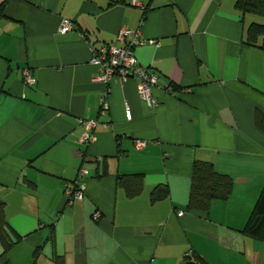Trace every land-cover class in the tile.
Listing matches in <instances>:
<instances>
[{
	"label": "crops",
	"instance_id": "0c3cea01",
	"mask_svg": "<svg viewBox=\"0 0 264 264\" xmlns=\"http://www.w3.org/2000/svg\"><path fill=\"white\" fill-rule=\"evenodd\" d=\"M235 3L0 0V202L13 241L0 264H264V241L243 232L264 187V48L245 35L264 17ZM122 27L140 29L137 61L177 87H152L154 107L137 78L93 81L90 43L119 45ZM81 118L97 122L93 142L80 141ZM196 160L233 179L206 211L186 207ZM80 168L84 195L69 201ZM126 174L142 175L132 196ZM160 185L168 194L153 199Z\"/></svg>",
	"mask_w": 264,
	"mask_h": 264
},
{
	"label": "trees",
	"instance_id": "16d2710c",
	"mask_svg": "<svg viewBox=\"0 0 264 264\" xmlns=\"http://www.w3.org/2000/svg\"><path fill=\"white\" fill-rule=\"evenodd\" d=\"M4 2L1 4V9H3ZM235 6L242 13H254L264 17V0H236ZM259 40L261 48H264V24L252 23L246 32L245 42L255 44ZM171 88L173 91L177 89L173 85ZM255 123L259 129L264 131V113L256 111ZM103 174L105 171L101 176ZM141 178L140 174L119 175L118 183L125 188L128 195L132 196L139 191ZM232 189L231 176L217 172L209 161L196 160L192 166L186 207L188 210L206 211L214 201L227 199ZM167 194L168 189L164 185L156 186L152 191L153 199L165 197ZM7 225L3 215V204L0 202V242L4 252L13 244L7 232ZM243 232L264 241V187L253 205Z\"/></svg>",
	"mask_w": 264,
	"mask_h": 264
},
{
	"label": "built area",
	"instance_id": "2783aa9c",
	"mask_svg": "<svg viewBox=\"0 0 264 264\" xmlns=\"http://www.w3.org/2000/svg\"><path fill=\"white\" fill-rule=\"evenodd\" d=\"M72 28V19L70 17H62L58 27V31L66 33ZM83 38L88 40L86 34H81ZM116 41L119 43L102 44L99 47H94L90 43L91 58L90 63L97 67V74L93 77V81L108 82L113 77H119L122 80L127 78H137V92L143 98L149 107L157 105L156 98L151 93V88L154 86L161 87L169 92H173L170 84H160L159 74L150 67L142 66L136 59L134 49L136 46L143 45L146 39L142 37L140 29H131L122 27L116 35ZM24 82L28 85H34L35 79L31 72L26 69L24 71ZM108 90L105 89L99 99L100 111L103 112L109 108L107 100ZM127 117L130 118V112L127 111ZM80 124L84 125L85 131L80 137V141L90 143L95 140L93 132L96 126L95 120L79 119ZM145 140H136L134 146L136 149L144 147ZM87 173L85 168H80L77 178L70 184H66L65 194L69 201L74 199H82L85 191L83 177ZM99 213L94 214V218H98Z\"/></svg>",
	"mask_w": 264,
	"mask_h": 264
},
{
	"label": "water",
	"instance_id": "95a60500",
	"mask_svg": "<svg viewBox=\"0 0 264 264\" xmlns=\"http://www.w3.org/2000/svg\"><path fill=\"white\" fill-rule=\"evenodd\" d=\"M181 264H199V263H197L195 260H186L183 261Z\"/></svg>",
	"mask_w": 264,
	"mask_h": 264
}]
</instances>
